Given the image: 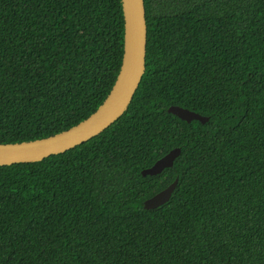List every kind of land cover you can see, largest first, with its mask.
Listing matches in <instances>:
<instances>
[{
  "label": "trees",
  "instance_id": "16d2710c",
  "mask_svg": "<svg viewBox=\"0 0 264 264\" xmlns=\"http://www.w3.org/2000/svg\"><path fill=\"white\" fill-rule=\"evenodd\" d=\"M144 6L128 109L65 152L0 165V264H264V0ZM123 37L121 0H0V143L94 112ZM175 147L171 167L142 175ZM177 176L168 201L144 207Z\"/></svg>",
  "mask_w": 264,
  "mask_h": 264
},
{
  "label": "water",
  "instance_id": "95a60500",
  "mask_svg": "<svg viewBox=\"0 0 264 264\" xmlns=\"http://www.w3.org/2000/svg\"><path fill=\"white\" fill-rule=\"evenodd\" d=\"M124 17L123 56L115 82L104 101L88 117L68 129L53 135L20 142L0 143V165L40 161L50 155L65 152L100 134L116 121L129 107L145 72L147 22L144 0H121ZM168 112L191 122H206L209 117L187 107L172 104ZM175 147L141 170L143 176L161 173L171 167L180 155ZM178 176L165 188L144 200L147 209L156 208L172 195Z\"/></svg>",
  "mask_w": 264,
  "mask_h": 264
}]
</instances>
